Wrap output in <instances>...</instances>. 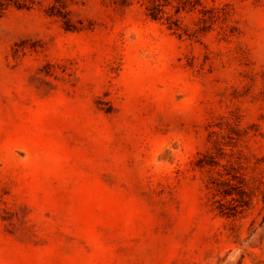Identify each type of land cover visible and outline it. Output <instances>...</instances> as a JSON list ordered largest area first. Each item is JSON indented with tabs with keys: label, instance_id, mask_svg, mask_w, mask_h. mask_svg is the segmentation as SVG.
<instances>
[{
	"label": "rangeland",
	"instance_id": "374dc122",
	"mask_svg": "<svg viewBox=\"0 0 264 264\" xmlns=\"http://www.w3.org/2000/svg\"><path fill=\"white\" fill-rule=\"evenodd\" d=\"M151 1L0 14V264H264V0Z\"/></svg>",
	"mask_w": 264,
	"mask_h": 264
},
{
	"label": "trees",
	"instance_id": "16d2710c",
	"mask_svg": "<svg viewBox=\"0 0 264 264\" xmlns=\"http://www.w3.org/2000/svg\"><path fill=\"white\" fill-rule=\"evenodd\" d=\"M12 4H19L18 0H0V14L9 6ZM160 2L159 0H152L151 1V6L150 8H152L153 10L150 12L151 15H154V11H156L157 9H160ZM149 7V5L147 6Z\"/></svg>",
	"mask_w": 264,
	"mask_h": 264
}]
</instances>
